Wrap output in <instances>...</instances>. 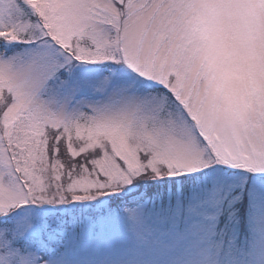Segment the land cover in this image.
Returning a JSON list of instances; mask_svg holds the SVG:
<instances>
[{"label": "snow or ice", "instance_id": "1", "mask_svg": "<svg viewBox=\"0 0 264 264\" xmlns=\"http://www.w3.org/2000/svg\"><path fill=\"white\" fill-rule=\"evenodd\" d=\"M0 264H264V0H0Z\"/></svg>", "mask_w": 264, "mask_h": 264}]
</instances>
